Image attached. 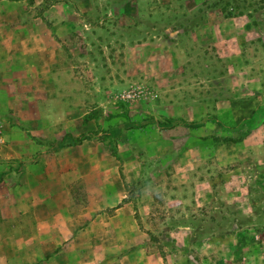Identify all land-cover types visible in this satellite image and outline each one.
<instances>
[{
  "label": "rangeland",
  "instance_id": "rangeland-1",
  "mask_svg": "<svg viewBox=\"0 0 264 264\" xmlns=\"http://www.w3.org/2000/svg\"><path fill=\"white\" fill-rule=\"evenodd\" d=\"M31 1L41 13L55 5L42 17L60 42L46 103L67 117L68 133L84 138L85 172L95 155L101 168L110 158L121 173L139 163L170 171L172 155L185 159L180 167L190 157L210 187L211 227L242 234L225 242L224 255L213 254L227 264L233 257L264 264V130L253 132L264 128V84L252 81L256 64L264 67V0ZM125 115L146 126L111 135ZM85 200L80 188L78 204ZM156 237L169 253L171 244ZM134 252L131 264H142ZM117 257L99 264H118Z\"/></svg>",
  "mask_w": 264,
  "mask_h": 264
},
{
  "label": "crops",
  "instance_id": "crops-1",
  "mask_svg": "<svg viewBox=\"0 0 264 264\" xmlns=\"http://www.w3.org/2000/svg\"><path fill=\"white\" fill-rule=\"evenodd\" d=\"M31 3L0 0V264H99L112 253L118 264H131L134 251L142 264H227L225 242L242 234L211 227L210 187L196 178L190 157L180 167L185 159L172 155L170 171L139 163L121 173L110 158L101 168L95 155L98 163L85 172L82 144L55 147L80 133H68L67 117L57 118L46 103L55 94L60 42L42 17L55 5L41 13ZM256 65L252 81L261 89L264 67ZM134 129L124 122L110 134ZM80 188L85 204L77 201ZM160 234L171 244L167 254Z\"/></svg>",
  "mask_w": 264,
  "mask_h": 264
},
{
  "label": "trees",
  "instance_id": "trees-1",
  "mask_svg": "<svg viewBox=\"0 0 264 264\" xmlns=\"http://www.w3.org/2000/svg\"><path fill=\"white\" fill-rule=\"evenodd\" d=\"M91 116V115H89ZM125 118L127 119V121H125V127L126 128H130V127H137V128H141L143 127L142 123L140 122H136V121H131V119L128 117V115H125ZM163 126H166V127H171L173 125V122L169 123V124H162ZM83 137L80 136L76 139H71V140H68V141H60L59 143H57L55 145V147H59L61 145H72V144H78V143H81L83 141Z\"/></svg>",
  "mask_w": 264,
  "mask_h": 264
},
{
  "label": "built area",
  "instance_id": "built-area-1",
  "mask_svg": "<svg viewBox=\"0 0 264 264\" xmlns=\"http://www.w3.org/2000/svg\"><path fill=\"white\" fill-rule=\"evenodd\" d=\"M0 135H1V131H0Z\"/></svg>",
  "mask_w": 264,
  "mask_h": 264
}]
</instances>
